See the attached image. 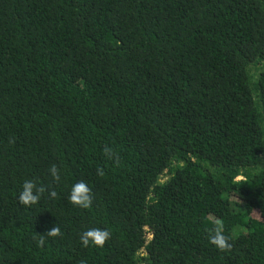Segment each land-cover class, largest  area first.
<instances>
[{"label":"trees","instance_id":"trees-1","mask_svg":"<svg viewBox=\"0 0 264 264\" xmlns=\"http://www.w3.org/2000/svg\"><path fill=\"white\" fill-rule=\"evenodd\" d=\"M0 264H264V0H0Z\"/></svg>","mask_w":264,"mask_h":264},{"label":"clouds","instance_id":"clouds-1","mask_svg":"<svg viewBox=\"0 0 264 264\" xmlns=\"http://www.w3.org/2000/svg\"><path fill=\"white\" fill-rule=\"evenodd\" d=\"M49 174L54 180L59 179V171L55 165H52L49 168ZM44 191L43 187H38L36 182L33 180H25L22 184L21 190L18 194V200L22 205L29 206L35 205L39 199L41 193ZM52 196H55L56 193L51 192ZM68 200L71 204L81 207L88 208L91 205L92 196L91 188L84 182L78 181L71 185ZM216 227L209 236L210 243L213 244L220 251H225L231 248V244L228 241V238L223 233V226L219 221H216ZM49 236H57L60 234V229L54 225L46 231ZM110 232L106 228H89L81 232L80 242L82 246H103L105 242L110 239ZM44 239L41 236L39 244H43Z\"/></svg>","mask_w":264,"mask_h":264}]
</instances>
